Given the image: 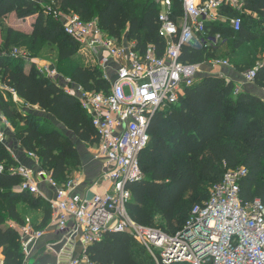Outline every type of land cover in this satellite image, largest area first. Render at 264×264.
<instances>
[{"label":"trees","instance_id":"obj_1","mask_svg":"<svg viewBox=\"0 0 264 264\" xmlns=\"http://www.w3.org/2000/svg\"><path fill=\"white\" fill-rule=\"evenodd\" d=\"M54 6V11L73 12L85 23L97 19L101 30L119 43L135 42L142 52L155 45L158 56L164 53L166 43L159 36L156 0H54ZM245 8L250 13L244 18L241 32L234 33L224 24L208 26L212 36L219 34L227 42L216 50L183 47L180 62L203 65L227 60L230 52L224 57L218 55L226 45L231 53L250 49L251 59L238 63L236 68L240 74L256 71L255 85L264 90V29L257 28L264 24V0H245ZM9 13L23 20L37 16L29 45L34 57L46 45L55 46L59 61L68 65L62 76L89 92H108L103 70L84 67L75 60L79 44L52 16L53 27L48 25L40 1L0 0V20ZM12 35L10 31L0 45V84L12 89L25 106L38 108L42 114H23L14 105L13 95L1 90L0 111L22 148L36 155L40 168L63 185L82 166V160L75 143L48 122L56 120L90 146L98 144L97 132L76 97L67 95L35 65L26 73V62L10 55ZM237 91L232 81L206 76L186 89L178 104L155 115L149 129L150 142L140 156L143 178L127 187L132 194L127 205L132 220L174 234L183 229L192 208L209 199L208 187L221 182L227 170L238 168L248 170L240 185L241 200L264 203V101ZM0 163L6 169L0 173V250L6 264H25L19 235L7 224L24 225L20 205L31 209L45 205L48 209L43 211V224L37 228L44 230L50 224L51 209L43 199L19 191L22 179L9 172L18 163L1 142ZM157 218L163 225L157 226ZM87 253L95 264H155L129 234H108Z\"/></svg>","mask_w":264,"mask_h":264},{"label":"built area","instance_id":"obj_2","mask_svg":"<svg viewBox=\"0 0 264 264\" xmlns=\"http://www.w3.org/2000/svg\"><path fill=\"white\" fill-rule=\"evenodd\" d=\"M156 3L159 36L166 43L162 56H158L155 45L142 52L136 49L135 42L119 43L101 30L97 19L85 23L73 12L49 10L62 23L64 32L79 44L80 51L96 61L109 82L108 92H89L56 70H40L67 95L76 97L91 117L99 139L95 154L105 161L101 180L109 189L102 196L86 199L74 193L77 184L73 179L60 185L41 168L12 167L9 172L22 179L19 191L43 199L51 209V221L44 230H38L29 219L24 225L7 224L19 235L25 263L48 230L58 238L75 236V241L82 230L80 254L74 256L73 248L68 264H95L88 248L111 233L131 235L155 264H264V203L258 199L246 203L241 200L240 185L248 175L246 168L227 170L222 181L210 188L209 199L195 205L183 229L174 234L159 227L142 226L129 215L127 205L132 194L127 187L143 178L140 156L150 142L153 118L178 104L185 90L197 81L195 76L201 65L180 62L182 48L216 50L227 41L219 34L212 36L207 27L224 24L239 33L250 13L245 0ZM208 63L216 68L230 66L224 59ZM255 77L254 70L243 74L248 84H255ZM4 88L16 95L12 89ZM6 129L12 127L0 111L1 143ZM28 156L39 163L36 155ZM5 170L0 163V173ZM40 180L55 190L54 198L47 199L40 192ZM0 264H6L1 250Z\"/></svg>","mask_w":264,"mask_h":264},{"label":"rangeland","instance_id":"obj_3","mask_svg":"<svg viewBox=\"0 0 264 264\" xmlns=\"http://www.w3.org/2000/svg\"><path fill=\"white\" fill-rule=\"evenodd\" d=\"M41 2L42 5V9H43V14L45 17V20L47 21L48 25L50 27H53V20L51 18L50 12L49 10L51 8H54V0H38ZM256 17V16H254ZM37 16H33L31 18L28 19H19L15 13H9L6 16H4L1 20H0V45L4 44L6 42V39L9 36V32L12 31L13 35L11 36V43L12 46L10 48V55H12V57L15 55L18 61H22L24 60V62H26V66L31 65L35 62V60H42L44 61V69H50V70H56L58 73L60 74H66V70L68 65L66 63L60 62L58 59V53H57V48L55 46L52 45H46L43 50L39 53L38 56L34 57L31 52L29 51V45H31L32 42V33H33V28L36 22ZM258 19V18H257ZM96 20V19H95ZM259 27H263L264 29V24L262 25H258L257 28L259 29ZM256 28V30H257ZM257 45H259L262 48V45L260 43H257ZM227 45L223 46V48H220L218 50V55L224 57L226 55L227 52H230V55L227 58V61L229 62L230 66L229 67H220V69H223L224 72H229L231 74H235V75H241L243 76V74H240V72L238 73V70L236 68V65L242 64V63H247V60L251 59V55L252 52L250 49H246V50H241L243 52L239 53V52H233L231 53V50L227 49ZM24 58V59H22ZM75 60H77V62L84 66V67H88V68H95L98 67L96 61L88 55H85L84 52H81L80 49L78 51V54L75 58ZM260 60V58H259ZM261 64V63H260ZM36 66V65H35ZM216 67H213L212 65H210L209 63H204L203 65L200 66L199 68V72L197 73V75L195 76V79H202L206 76H211L210 74H213V71H215ZM225 76V73H223ZM219 77V76H218ZM228 78V76H225V79ZM112 80H114V77L112 78ZM228 80V79H227ZM230 81V80H229ZM253 86H255L253 84ZM0 90L3 93H8L4 86H2L0 84ZM126 94H129V90L126 88L125 90ZM13 101H14V105H16L17 109H19L23 114H37L33 109V108H28L27 106L24 105V103L18 98V96L13 95ZM45 115V114H44ZM50 125H52L53 127H55L57 130H59L60 132H62L63 134H65L67 137L70 136V138L72 139L73 142H75V144H80L81 141H79L77 139V137L70 131H68L62 124H60L59 122H57L54 119H50V122H48ZM10 131V130H7ZM5 133V130H4ZM5 138H4V144L6 146H8V140H9V136L11 138L12 141H15L13 138V134L11 133H5ZM78 149V148H77ZM211 187H208V192L210 190ZM44 209H48L47 206L44 205V207H40V209H31L28 206L23 205L22 206V216L24 217L25 221L27 219L29 220H36L39 218L44 217V213L43 211H45ZM33 222V221H32ZM156 223L157 226L159 225H163V221L161 220V218H157L156 219ZM79 236L77 237L76 241H75V247L73 249V254L74 256H78L80 254L82 245H81V241H80V237L82 235V230H80L79 232Z\"/></svg>","mask_w":264,"mask_h":264},{"label":"crops","instance_id":"obj_4","mask_svg":"<svg viewBox=\"0 0 264 264\" xmlns=\"http://www.w3.org/2000/svg\"><path fill=\"white\" fill-rule=\"evenodd\" d=\"M44 61L42 60H35V62L31 65L26 66L25 65V71L26 73H29L31 70L32 65H36L37 69L42 72L44 71ZM227 75L228 80L234 82L240 92H247L254 94L258 97H260L262 100H264V90L261 88H258L255 84H248L244 81L243 76L241 75H235L231 74L229 72H224L223 69H220V67L216 68L215 71H213V74H210L211 76H222L225 79V76ZM34 111L41 115L38 108H33ZM10 130V131H7ZM5 133H11L13 134V138L15 141H12L10 136L8 140V149L10 150L13 159L18 163V165L38 170L40 169L39 163L34 161L32 158L28 156V153L22 148V146L19 144V142L16 140L13 129H6ZM70 138V136H69ZM71 139V138H70ZM72 140V139H71ZM75 143V142H74ZM76 148H78V152L80 154L81 160H82V166L74 171L72 175L69 177V179H73L76 181L77 187L74 191V193L80 195L82 198L86 199H92L94 196L97 195H104L107 189H109L108 185L106 183H103L101 180V176L104 173L105 170V161L104 159H100L96 157L95 154V146H90L88 144H85L81 142L80 144H75ZM40 192L47 198L51 199L55 197V190L51 187V185L45 181L40 180L38 183ZM22 206L19 207V212L22 213ZM33 224L36 228H39L43 224L44 217L32 220ZM71 225V224H70ZM58 239V237H55L53 234V231L48 230L42 240H40L35 248L33 249V252L31 254V257L35 256L39 249L43 247L46 244L54 243L55 240Z\"/></svg>","mask_w":264,"mask_h":264},{"label":"water","instance_id":"obj_5","mask_svg":"<svg viewBox=\"0 0 264 264\" xmlns=\"http://www.w3.org/2000/svg\"><path fill=\"white\" fill-rule=\"evenodd\" d=\"M75 247V236H63L41 247L25 264H68Z\"/></svg>","mask_w":264,"mask_h":264}]
</instances>
